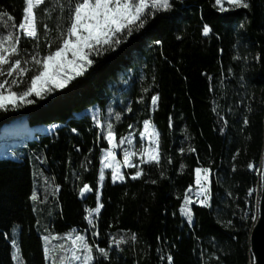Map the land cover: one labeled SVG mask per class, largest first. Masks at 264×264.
<instances>
[{"label":"trees","instance_id":"1","mask_svg":"<svg viewBox=\"0 0 264 264\" xmlns=\"http://www.w3.org/2000/svg\"><path fill=\"white\" fill-rule=\"evenodd\" d=\"M70 2L46 0L34 9L38 39L21 37L23 59L58 46ZM247 3L220 13L214 0H171L169 10L122 34L114 50L92 55L93 64L66 87L0 109V126L19 118L62 124L25 141L18 159L0 157V264H15L16 249L27 264H48L43 236L72 230L94 251L108 250L107 258L95 251L93 264H169V256L171 264H253L264 157V0ZM25 6L0 0V13L19 23ZM5 31L14 30L0 22ZM92 107L95 115L85 112ZM144 120L159 134V163L143 164L137 179V169L126 172L121 183L107 171L100 187L106 125L119 141L140 133ZM197 168L210 170V203H193L189 223L181 208ZM85 185L92 191L82 197ZM97 192L103 206L89 224Z\"/></svg>","mask_w":264,"mask_h":264},{"label":"snow or ice","instance_id":"2","mask_svg":"<svg viewBox=\"0 0 264 264\" xmlns=\"http://www.w3.org/2000/svg\"><path fill=\"white\" fill-rule=\"evenodd\" d=\"M45 2L46 0H24L26 6L22 10V18L19 23H16L15 18L10 14L0 13V22H4L6 29L14 30L0 34V77H4V79H0V109L7 110L9 107L14 109L23 104H32L34 101L29 97L43 98L44 94L66 87L71 80L82 76L93 64L92 55L100 54L102 49L112 48L114 50V46L121 43L120 36L122 34L131 35L134 28L138 30L144 27L147 16H154L159 11H167L172 6L171 0H71L67 12V26L59 35L58 46L42 58L33 55L30 60L23 59L19 47L21 37L38 39L34 9ZM248 6L246 0H214V7L220 13ZM8 21L12 23L8 24ZM210 31V27L205 25L203 33L207 35ZM29 64L32 67H29ZM30 72L33 74L28 77L26 83L25 77ZM25 83L26 86L22 91L13 90ZM158 99L156 95L151 97L153 107L156 106ZM116 119H119V115L116 116ZM96 123L98 127L101 126L98 119ZM245 123H247L246 119ZM132 127L129 125V128ZM106 128L104 139L109 147L104 150L105 155L101 163L104 169H111V179L114 183L124 179L121 167L137 169L132 179H137L143 174V170L134 162L133 157L140 156V164L159 163V134L150 120L143 121V130L138 134L141 143L140 150L124 148L122 164L116 159L115 149L125 144L132 145L135 136L130 133L129 136L121 137L117 142L113 125L108 123ZM147 138H151L150 146L144 148L142 145ZM249 168H255V166L249 164ZM260 171L264 174V169H260ZM209 173V169H195V184L197 185L195 195L197 198L203 197L199 202L204 206H207L208 200L209 189L206 182ZM103 178L102 169L100 180L102 181ZM90 191L92 189L85 185L81 190V196L83 197L84 193ZM191 193H193V187L189 186L183 197L184 204L181 208V212L187 215L189 220H191L189 208L192 203ZM249 195H251V191ZM32 199H37L35 193ZM102 206L99 202V192H97L96 207L86 210L88 212L86 219L89 224H92L93 213L99 214ZM255 218L253 216V219ZM74 233L75 230H72L63 236L44 237L46 244L50 239L68 241L67 248L64 244L57 245L55 249L46 247V259L50 257L51 251L57 250L59 255L50 257L52 264H93L96 259L93 246L83 235ZM97 235L98 233H93V236ZM132 239H135L134 234ZM121 242L123 239L115 241L117 245ZM95 251L104 258L108 257V250L104 248L97 247ZM167 260L171 264L172 257H167Z\"/></svg>","mask_w":264,"mask_h":264},{"label":"rangeland","instance_id":"3","mask_svg":"<svg viewBox=\"0 0 264 264\" xmlns=\"http://www.w3.org/2000/svg\"><path fill=\"white\" fill-rule=\"evenodd\" d=\"M246 2H247V0H246ZM241 8H243V7H241ZM17 89L18 88H14L13 90L16 91ZM85 112L86 113H89L91 115H95L96 110L94 109V107H92V108L86 110ZM96 116L99 117L98 113H96ZM61 126H62V124L61 123H57V122L50 123V124H37V125H32V124H30L28 122V120L26 118L15 119V120H13L11 122H8V123L0 126V157L18 159L20 156L23 155V152L20 149L23 147L25 141H29V140H32V139H37V138H39V135L40 134H53ZM132 134H134V136H135V139H134L132 145L125 144V145L121 146L120 148H116L115 149L116 159L119 160L121 162V164L123 163V159H124V157H123V149L124 148H129L130 150H136V151H139L140 148H141V143L139 141V135H138L139 133L134 132ZM150 139L151 138H147L144 141V143L142 145L144 148H147V147L150 146L149 145V140ZM104 155H105V151H103V153H102V160L104 159ZM133 160H134V162H136L139 165L140 168L143 166V164H140L139 163L140 156L133 157ZM102 169H103V172H104V178L101 181L100 180V176H99V184H100V187L103 185V183L105 181L106 172L107 171H111V169H104L103 168V164H101V170ZM132 169H136V168L121 167L120 170H121L122 173H124V179H123V181L126 180V172H128V171H130ZM101 170H100V174H101ZM123 181H119L118 180L115 183H121ZM206 185H207V187L209 189V175H208V180L206 182ZM34 187H35V190L38 187V182L36 180L34 181ZM196 188H197V185H195V187L193 188L192 203L189 205L191 220H189V218H188L187 215H185V214H183L181 212L182 216L189 223H192V221H193L192 204L196 202V203L202 205L199 202V200H202L203 197L197 198V196L195 195ZM86 193H88V192H86ZM209 203H210V197H209V191H208L207 205ZM67 233H69V232H67ZM67 233L57 234V235H44L43 236V240H44V237H46V236H48V237H52V236H63L65 234H67ZM16 234L18 236V231H16ZM74 234L83 235L85 237V239H87L89 241V243L92 245L91 241L88 239V237L86 235L81 234L79 232H75ZM59 244H64L65 247L67 248L68 241L67 240L50 239V241L46 244V242L44 240V250H46V247L48 249H55L56 246L59 245ZM14 247L17 248V246H15V245H14ZM58 255H59V252L57 250H53L50 253V257H52V256H58ZM94 255H96L95 251H94ZM16 257H19L18 249H16V251L14 252V263L15 264H27L20 257H19V259H16ZM45 257H46V255H45ZM50 257L46 259L47 262H48V264H52V260H51Z\"/></svg>","mask_w":264,"mask_h":264},{"label":"water","instance_id":"4","mask_svg":"<svg viewBox=\"0 0 264 264\" xmlns=\"http://www.w3.org/2000/svg\"><path fill=\"white\" fill-rule=\"evenodd\" d=\"M264 169V157L263 168ZM261 197L259 203V218L250 235L253 264H264V174L261 175Z\"/></svg>","mask_w":264,"mask_h":264}]
</instances>
